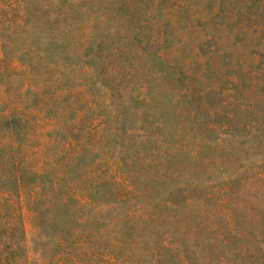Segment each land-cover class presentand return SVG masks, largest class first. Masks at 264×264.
<instances>
[{
	"label": "rangeland",
	"instance_id": "rangeland-1",
	"mask_svg": "<svg viewBox=\"0 0 264 264\" xmlns=\"http://www.w3.org/2000/svg\"><path fill=\"white\" fill-rule=\"evenodd\" d=\"M0 264H264V0H0Z\"/></svg>",
	"mask_w": 264,
	"mask_h": 264
},
{
	"label": "trees",
	"instance_id": "trees-1",
	"mask_svg": "<svg viewBox=\"0 0 264 264\" xmlns=\"http://www.w3.org/2000/svg\"><path fill=\"white\" fill-rule=\"evenodd\" d=\"M16 180H18L19 181V178L18 177H16ZM60 219L61 218H59V220H57L56 222L59 224V222H60ZM64 222H70V220H64Z\"/></svg>",
	"mask_w": 264,
	"mask_h": 264
}]
</instances>
